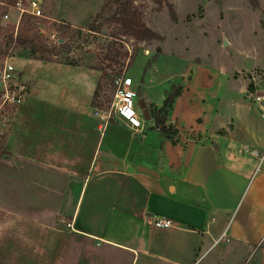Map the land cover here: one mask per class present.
I'll return each mask as SVG.
<instances>
[{
    "label": "crops",
    "instance_id": "1",
    "mask_svg": "<svg viewBox=\"0 0 264 264\" xmlns=\"http://www.w3.org/2000/svg\"><path fill=\"white\" fill-rule=\"evenodd\" d=\"M14 13L9 23H14ZM253 65L264 68V58ZM237 73L228 80L226 100L218 99L221 107L203 132L192 126L188 130L184 110L178 108L187 93L186 78L167 122L178 132L174 140L151 129L152 119L143 131L132 132L115 117L103 131L101 125L97 128L101 139L87 175L71 173L68 165L54 166L60 142L66 146L62 156L69 159V141L55 139L44 145L39 161L27 153L19 155L24 174L48 169L54 177L68 180L70 197L74 191L70 210L61 209L68 194L65 185L58 210H46L44 215L68 219L70 233L125 251L132 264H264V160L255 176L264 153V90L251 93L242 71ZM134 84L147 95L162 85ZM96 85L95 80V89ZM33 92L31 86L26 104ZM62 92L65 106L38 100L67 114L95 117L90 106L93 94L81 99L75 92ZM164 97L151 102L159 107ZM252 97H263L262 104ZM1 162L9 161L0 158ZM57 186L53 183V191ZM162 218L174 227H154L153 220Z\"/></svg>",
    "mask_w": 264,
    "mask_h": 264
},
{
    "label": "rangeland",
    "instance_id": "2",
    "mask_svg": "<svg viewBox=\"0 0 264 264\" xmlns=\"http://www.w3.org/2000/svg\"><path fill=\"white\" fill-rule=\"evenodd\" d=\"M42 2L47 18L41 22L45 28L43 41L54 44L60 37L57 26L82 28V37H74L69 42L71 50L61 54L62 59L74 58L91 65L98 60L107 63L104 55L113 41L111 34L114 26L107 21L118 6H114L112 11L106 10L108 8L102 11L105 0ZM128 6L160 39L137 42L130 37H119L116 48L122 46L123 51L128 52V58L121 61L124 67L116 65L108 70V74H120L118 79L128 78L136 84H162L150 95L138 85L142 92L139 99H144L147 107L153 106L151 101L154 99L162 98L170 84L179 85L182 80L190 79L189 83H185L187 93L178 108L184 110L185 127L190 130L192 126L198 133L212 124L213 113L222 104V101L217 103L218 99L226 100L227 87H230L228 80L238 77V70L242 71L243 83L248 91L264 90V68H252L255 60L264 58V0H134ZM99 15L100 18H97ZM16 17L14 13L12 20ZM96 19H99L98 24L101 22L102 33H92L87 29ZM12 27L13 23L2 24L0 21L2 47L6 30ZM10 50L21 81L26 82L29 90L31 86L35 90L34 97L25 107H37L42 103L38 99L65 106L63 89L66 94L75 92L81 99H87V95H92L95 90V80L97 84L102 78L101 101L109 106L107 111L110 110L116 85L102 77L101 72L28 59L25 51ZM22 113L23 110L7 114L10 119L7 146L13 157L9 162L0 164V264H11L10 256H29L37 264H132L125 251L99 246L70 233L68 219L44 215L46 210H58L60 193L65 185L68 194L61 209L70 210L74 191L70 197L72 188L68 180L57 176L55 179L48 169H38L27 175L21 172L20 167L24 163L18 157V149L25 128ZM73 114L77 115V121L84 128L102 125V121L98 122L95 117L70 111V115ZM198 118L202 122L199 123ZM112 119L115 120V117ZM65 148L60 142L57 149L59 157L53 159V164L58 163L61 167L68 165L72 169L76 159L70 155L69 159L62 156ZM46 152H50L48 147ZM45 160L51 163L52 159ZM55 182L58 186L53 191ZM20 210L26 211V216L19 213Z\"/></svg>",
    "mask_w": 264,
    "mask_h": 264
},
{
    "label": "trees",
    "instance_id": "3",
    "mask_svg": "<svg viewBox=\"0 0 264 264\" xmlns=\"http://www.w3.org/2000/svg\"><path fill=\"white\" fill-rule=\"evenodd\" d=\"M20 0H0V16L8 13L10 7H14ZM133 3L134 0H105L102 11L113 10L114 6L118 9L114 12L112 17L107 21V24L114 26L111 37L112 42L108 45L106 54L104 55L106 64L98 60L95 64H84L74 58H61V54L69 53L71 42L74 37L77 39L82 37V28L75 29L70 25H60L56 27V31L60 34L58 45H50L43 41L42 34L37 30L36 24L32 22L30 17L24 15L19 23L17 34L15 36V27L6 30L3 38V47L0 40V59L8 54V51L13 49H20L27 53L28 59L38 60L47 63H55L66 65L70 67H84L91 71L101 72L102 77L110 79L113 85H116L119 75L110 76L108 70H112L114 66L124 67L122 60L128 58V52L123 51V47L116 48V43L119 37H130L137 42H147L152 40H159L160 37L151 31L142 22L140 17L129 9L126 4ZM172 10V9H171ZM173 19L176 21V16L172 13ZM100 18V15L97 16ZM96 19L88 26V31L92 33H102L103 30ZM102 78L97 81L96 89L94 91L90 106L93 109L107 111L109 106L101 101L102 94ZM116 87V86H115ZM138 89V99L142 97L140 88ZM183 91L182 86L171 85L170 89L165 93L164 100L161 106H148L151 119L154 121V126L151 129H157L164 136L165 139L174 140L177 131L171 126L167 125L169 117L174 110L176 99ZM115 92V91H114ZM110 102H108V105ZM23 110V118L25 120L24 134L21 136L20 148L18 153L20 156L30 154L33 159L40 160L41 155L45 152L44 145L55 139L69 141L70 156L76 159L75 166L70 169V172L80 176L88 174L90 164L92 163L95 153L99 147L101 134L97 128L92 126L83 127L77 121V115L67 114L66 111L50 108L44 103L33 106H22L19 111ZM15 111V110H14ZM17 113V112H16ZM111 121V120H110ZM27 127V129H26ZM9 130L0 134V158L5 155L11 156L8 150L7 141L9 138ZM27 133V134H26ZM49 140V142H48ZM27 151V152H26ZM38 160V161H39ZM54 166L61 167L60 164L55 163ZM69 167V166H68ZM11 264H37V261L29 256H10Z\"/></svg>",
    "mask_w": 264,
    "mask_h": 264
},
{
    "label": "built area",
    "instance_id": "4",
    "mask_svg": "<svg viewBox=\"0 0 264 264\" xmlns=\"http://www.w3.org/2000/svg\"><path fill=\"white\" fill-rule=\"evenodd\" d=\"M42 0H20L14 7H10L6 15L0 16V21L9 23L11 12L17 14L14 20L15 36L21 18L26 15L36 24L37 30L43 35L45 33L44 25L41 23L46 20L42 10ZM11 24V23H9ZM7 26V25H6ZM2 27H4L2 25ZM55 38V37H54ZM59 40L57 39L53 45ZM12 51L0 59V134L7 131L10 123L8 112H18L20 107L26 104L29 98L30 90L26 82L21 81L19 74L13 64ZM255 103L262 104L263 97H252ZM15 110V111H14ZM94 116L98 117L104 123L99 127L103 131L112 117H116L123 122L132 132H141L144 130L146 121L138 106V89L131 79L119 78L116 81V89L112 98L109 111L94 109ZM264 160V153L259 157V165L255 170V176L260 173V166ZM68 228L73 231L71 223L67 224ZM153 226L158 229H171L174 227L173 222L169 219H155Z\"/></svg>",
    "mask_w": 264,
    "mask_h": 264
},
{
    "label": "water",
    "instance_id": "5",
    "mask_svg": "<svg viewBox=\"0 0 264 264\" xmlns=\"http://www.w3.org/2000/svg\"><path fill=\"white\" fill-rule=\"evenodd\" d=\"M227 42L225 41V46H227ZM138 106L142 112V115H143V118L146 122L150 121L151 120V117H150V113H149V109L147 107V104L145 102L144 99H139L138 100ZM11 158V156L9 155H5L2 157L3 160H6V161H9Z\"/></svg>",
    "mask_w": 264,
    "mask_h": 264
}]
</instances>
